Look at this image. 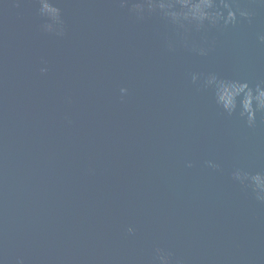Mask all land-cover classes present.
I'll use <instances>...</instances> for the list:
<instances>
[{
  "label": "water",
  "instance_id": "1",
  "mask_svg": "<svg viewBox=\"0 0 264 264\" xmlns=\"http://www.w3.org/2000/svg\"><path fill=\"white\" fill-rule=\"evenodd\" d=\"M50 2L62 37L39 0H0V264H152L157 247L172 264H264V204L231 178L264 172V117L250 129L190 82L264 79V8L211 29L200 57L120 0Z\"/></svg>",
  "mask_w": 264,
  "mask_h": 264
},
{
  "label": "clouds",
  "instance_id": "2",
  "mask_svg": "<svg viewBox=\"0 0 264 264\" xmlns=\"http://www.w3.org/2000/svg\"><path fill=\"white\" fill-rule=\"evenodd\" d=\"M122 7L138 20L155 17L162 21L171 31L165 36V47L169 52L183 48L189 53L207 57L215 46V40L209 39L211 29L224 31L229 26L235 27L240 20L252 23L255 17L254 6L264 8V0H120ZM38 15L45 18L41 30L62 37L65 34V22L61 9L50 0H39ZM257 39L264 44V31L257 33ZM47 67L40 72L46 73ZM190 82L197 91H210L215 106L227 117H237L250 129L257 126V115L264 117V79L250 86L247 80L226 78L216 72L190 73ZM128 88L119 89L123 100L128 95ZM207 168L219 170L220 164L215 160L204 161ZM191 168L192 162L186 163ZM233 181L250 188L254 199L264 204V172L251 174L241 168L231 172ZM129 234L134 228L129 226ZM172 253L160 247L155 248L152 264H172ZM17 264H24L22 258Z\"/></svg>",
  "mask_w": 264,
  "mask_h": 264
}]
</instances>
